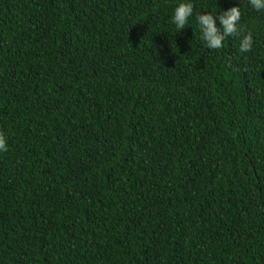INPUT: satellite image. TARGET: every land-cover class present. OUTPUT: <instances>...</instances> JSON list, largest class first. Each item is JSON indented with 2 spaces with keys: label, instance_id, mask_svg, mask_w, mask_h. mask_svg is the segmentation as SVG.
<instances>
[{
  "label": "trees",
  "instance_id": "obj_1",
  "mask_svg": "<svg viewBox=\"0 0 264 264\" xmlns=\"http://www.w3.org/2000/svg\"><path fill=\"white\" fill-rule=\"evenodd\" d=\"M233 7L252 50L209 49ZM0 132V264H264L249 0H0Z\"/></svg>",
  "mask_w": 264,
  "mask_h": 264
},
{
  "label": "clouds",
  "instance_id": "obj_2",
  "mask_svg": "<svg viewBox=\"0 0 264 264\" xmlns=\"http://www.w3.org/2000/svg\"><path fill=\"white\" fill-rule=\"evenodd\" d=\"M249 3L256 11H264V0H249ZM193 10L194 5L190 2L180 3L175 8L171 22L175 24L177 30L181 31L186 28L189 18L193 15ZM217 20L222 27L217 26ZM240 20L241 11L238 7L223 11L218 16L215 13L200 14L197 16V22L202 33L201 39L209 49L218 50L224 46L227 38H239L240 52H249L253 47V36L251 32L246 35L242 34L239 28ZM7 150L5 136L0 132V151L6 152Z\"/></svg>",
  "mask_w": 264,
  "mask_h": 264
}]
</instances>
